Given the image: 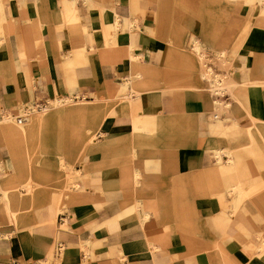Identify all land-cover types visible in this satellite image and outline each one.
Listing matches in <instances>:
<instances>
[{
  "label": "crops",
  "instance_id": "obj_1",
  "mask_svg": "<svg viewBox=\"0 0 264 264\" xmlns=\"http://www.w3.org/2000/svg\"><path fill=\"white\" fill-rule=\"evenodd\" d=\"M94 1L78 0L75 16L63 0H0V108L81 93L105 103L56 110L39 125L31 120L27 136L0 123V142L14 145L26 138L37 145L49 125L65 133L80 127L82 161L103 169L91 172L81 194L62 187L71 205L56 215L57 196L39 208L47 176L31 172L29 159L30 180L19 182L27 173L15 159L14 171L0 176L7 192L0 214L13 222L10 211L33 215L39 224L0 245V264H264V252H254L264 234L262 0ZM191 39L209 56L230 57L240 83L235 97L240 104L245 97L246 109L226 87L216 102L187 51ZM1 149L0 162L10 161ZM243 149L257 157L245 160L257 177L242 164ZM230 183L242 184L238 198L250 194L236 212Z\"/></svg>",
  "mask_w": 264,
  "mask_h": 264
},
{
  "label": "rangeland",
  "instance_id": "obj_2",
  "mask_svg": "<svg viewBox=\"0 0 264 264\" xmlns=\"http://www.w3.org/2000/svg\"><path fill=\"white\" fill-rule=\"evenodd\" d=\"M63 1L68 3V4H71V3L74 4L75 10H76L74 15L78 16V0H63ZM85 1L89 2L92 5L95 2L94 0H85ZM259 3L262 6H264V0L260 1ZM262 9H263L262 14H264V8H262ZM187 18L188 17H186L185 21L187 20ZM3 21H4V18L2 21H0V23H2ZM3 24L5 26V23H3ZM183 24L186 25L185 22ZM180 29L183 33L186 32V29L184 26L180 27ZM246 33L247 32H245L244 34L241 35L239 42L236 46V50L241 45ZM198 43H199L198 41L195 42L193 39H191V41L189 42V45L187 47V51H189V53H191V55L195 58L197 65L201 68L202 77L209 79L212 82L211 83L212 86H213V84H216L215 82H213V80L218 79V78H222L224 80V85L226 86L227 91L231 94L233 99L236 100V97H235L236 94L234 92L230 91L229 88L227 87L230 84V79L232 77L235 79V77L232 76V74L230 72V69L233 66L232 61H230V57H228L227 55H221V54H214L213 56H209L208 54L205 53V49L203 47L198 46ZM196 45L199 47L198 49H196L197 48ZM210 66H216L218 70H215L214 72L212 70H210L212 72L211 73L209 70H207V68H209ZM139 77H140V75H139ZM126 81H128V80H126ZM126 81L119 88H122L124 85H126ZM114 89H116V88H111V90H114ZM212 90H213V88H212ZM83 95L84 94L81 93L80 96L77 98H73L72 96L54 97L53 99L49 100L50 103L48 105V107L52 105L51 106L52 108L50 107L51 109L42 110V111L36 110V109L27 110L26 105H32V103L20 101L16 111H10V109L0 108V123L5 122V124L11 125L12 129L14 127H15V129H19L20 125H22V124L25 125V123L28 124L29 122H31V120L38 122L37 119L33 118V116H35V115L44 116V115L53 113L56 110L72 108V107H75L77 105H82V104H89V105H94V106H103L105 104V103L95 102L96 97L94 98V102H92L91 100L87 101L85 99H80V98H86ZM92 96H95V94H92ZM240 100H241L242 104H240L237 100L236 101L241 106L245 107V109H246L245 97L240 96ZM77 102H80V103H77ZM109 104H110V102H109ZM37 111H41V112H37ZM17 114L24 116L22 123H19L16 121V120H18ZM12 116H15V117L14 118H8V117H12ZM27 119H28V121H27ZM249 119H250V117H249ZM135 120L138 122L136 117H135ZM211 120H213V121L216 120L214 118L213 114H211ZM250 122H251V120H250ZM251 123H250V125H251ZM260 124L261 123H257V125H260ZM253 126H252V128H253ZM59 128L60 127H57L54 125H49L48 127H45V129L42 130V132H41V138L37 142V145L36 144H30L29 138H26L25 140L18 141V143H19L18 145H14L13 143L8 144L4 140H3V142H0V148L2 147V149H1L2 155L5 158L10 159V161L4 160L3 162H0V176L3 174L5 175V174H8L9 172L14 171V169H15L14 162L16 159V161L18 160V162L24 166V169L26 170V173H27V176L22 177L19 182L29 181L30 175H29L28 163H29V159H30L31 160L30 161L31 172H34V171H37L38 169H41V175L47 176L40 182L41 189H42L41 196H46V197L43 200L44 201L43 204L39 205L40 206L39 208H44L42 206L46 205L47 199L50 201L52 198V201H53L54 196H57L58 197V204L54 210L56 215L68 212L67 209L71 205L67 199L62 200V197H61L62 196V190H63L62 187L65 188V190H67V193L70 195L71 194H77V193L81 194V190H86V188H87L85 186L86 185L85 180L88 179L91 172L97 171V170H103L102 164L100 162H99V164H96V165H94L93 168H91L90 165L87 166L82 161L83 158L88 155V152L85 151L84 145H82L79 141H77V138L80 135V127H77L76 130H73L72 132H69V133H65V132H63V130H61ZM99 131H100V128L98 129V131L96 133L97 134L95 136L96 139H98V138L100 139V136L98 137ZM76 132H78V133H76ZM64 136H66L68 138V140H66L65 142H63V139H62V138H64ZM258 136H260V135H258ZM257 141H259V140L257 139ZM248 142L249 141H247L246 143H248ZM97 145H98V143H97ZM6 148H7L8 152L10 153L9 155L7 154V152H5ZM258 148H259V146L256 147V154H254L255 156H258V154H259ZM71 149L74 152L73 155H70ZM228 149L229 148H224V151H225L224 154H226L229 157V161H230V158H233V155H234L235 163L238 165L240 164V166H242L241 162H240L241 156L238 153H236V151H234L233 149H231V150H228ZM244 149L241 150V151H243L242 158H241L242 164H244V166L246 168H250L252 170L251 174L254 177H257L258 167L257 166L256 167H253V166L248 167L245 165V163H246L245 160H248V159H252V160H254L255 163H257V157L251 156L250 154H247L248 152L246 150L244 151ZM217 151H219V150H217ZM30 152H33L32 155L30 154ZM10 162L12 163L11 165H10ZM228 162H227V164H225L223 166H226V165L228 166ZM75 164H76V166H75ZM80 164L83 165V169L82 170L76 169L77 167L80 166ZM262 175L264 176V171L262 172ZM140 176H141V174L139 173L137 187L140 184V180H139ZM240 178H242V175L240 176ZM251 179H252V177H251ZM82 181L84 182L83 185L81 184ZM133 183H134L133 184L134 187L137 188L135 182H133ZM261 183H263V182L261 181ZM33 184H34L33 185L34 189L39 187L38 183H33ZM241 187L242 186L240 185L239 188L241 189ZM4 188H5V186L0 183V204H3V195H4V193H6V191L3 190ZM21 189L23 192H26L28 190L27 187L26 188L21 187ZM234 193H236V191H231V192L229 191L227 193V195L229 194L230 196H233L232 202H233V205L235 207V212H236V201L239 199L238 197H239L240 191L237 193L238 195L234 194ZM246 197H248V196H246ZM241 206H242V204L239 207H241ZM48 214H50V213L48 212ZM44 215H45V213L41 214V216H43V217H44ZM34 217L35 216H33V215H23V216L18 215L16 218V221L13 222V221H11L7 212L3 211L0 214V245L3 244V246H6V244H7L6 240H9L10 236H13L15 232H18L19 230H21L23 228H32L33 226L38 225L39 223L37 222V220ZM48 218L50 219V221H54L55 223L57 221L56 218H50V217H48ZM48 223H50V222H48ZM59 228L69 230L68 224H63ZM57 239H58V241H57V244H58L60 242L59 240L61 238L58 237ZM256 240L257 241L260 240L261 242H258V243L259 244L261 243V245L255 247L254 252L255 253L264 252V234L261 233L260 238L257 237ZM1 251H4V250H1ZM39 261L41 264V261H43V260L40 259ZM0 262H1V256H0ZM42 264H48V263L42 262Z\"/></svg>",
  "mask_w": 264,
  "mask_h": 264
},
{
  "label": "bare ground",
  "instance_id": "obj_3",
  "mask_svg": "<svg viewBox=\"0 0 264 264\" xmlns=\"http://www.w3.org/2000/svg\"><path fill=\"white\" fill-rule=\"evenodd\" d=\"M64 2V1H63ZM62 3V2H61ZM64 7H65V12H67L69 9H73L74 11H73V14L75 13V5L74 4H72L70 7L68 6V3H66V2H64ZM135 23L133 22V25H134ZM37 31H40V29H38ZM195 42H197V40L196 39H193ZM197 46V45H196ZM198 46H200L199 45V43H198ZM197 46V48L196 49H198L199 47ZM195 48V47H194ZM110 49V48H109ZM109 51V50H108ZM199 52V51H198ZM115 53V52H114ZM106 55V54H105ZM200 55V54H199ZM109 61V60H108ZM111 61V60H110ZM119 61V60H118ZM112 62H113V60H112ZM229 82V81H228ZM239 82L237 81V80H235L233 77L230 79V84L227 86L228 88H229V90L230 91H232V92H234L235 94H236V91H237V89L239 88ZM214 87H215V84H213V86H212V88L214 89ZM52 106V105H51ZM51 106H47L46 107V109H44V110H48V109H51L52 107ZM51 107V108H50ZM54 109V108H53ZM36 112V111H35ZM37 112H41V111H37ZM249 114V113H248ZM15 116H12V117H8V118H14ZM40 117L41 116H38V115H35V116H33V118H35V119H37L38 120V122H36L37 123V125H39L40 124ZM17 119L18 120H16L17 122H19V123H22L23 122V120H19V118L17 117ZM27 121H28V119H27ZM13 129H15V127L13 128ZM19 130H21L22 131V133L24 134V135H26L27 136V123H25V125L24 124H22V125H20L19 126ZM42 132V131H41ZM241 186H242V184H240ZM240 185H237V184H235V183H230L229 184V191L231 192V191H236V192H238L239 190H240V188H239V186ZM250 194L249 193H246L245 195L244 194H242L241 195V197L236 201V207L238 208L242 203H243V201H244V199H245V197L246 196H249ZM6 196H7V192L6 193H4V197L6 198ZM10 213H11V216L13 217V219H14V221H16V215L12 212V211H10Z\"/></svg>",
  "mask_w": 264,
  "mask_h": 264
},
{
  "label": "built area",
  "instance_id": "obj_4",
  "mask_svg": "<svg viewBox=\"0 0 264 264\" xmlns=\"http://www.w3.org/2000/svg\"><path fill=\"white\" fill-rule=\"evenodd\" d=\"M211 67L212 66H210L209 68H207V70L210 71L211 70ZM213 82L216 83L215 84V87L212 90V84H211L210 88H211V91L213 93V96L215 97V100L217 102V100L220 97H223L224 95H226V93H225V89H226L225 87L226 86L224 85V82H223L222 78L215 79V80H213ZM49 103H50L49 100L44 101V102H41V101L40 102H32V105H26V109L27 110L36 109V110H41L42 111V110L46 109V107L49 105ZM215 115H217V113ZM17 117L19 118V120H23L24 119V116L23 115H20V114H17ZM57 249H58V253L59 254L62 253L63 250H64V245L62 243H59Z\"/></svg>",
  "mask_w": 264,
  "mask_h": 264
}]
</instances>
